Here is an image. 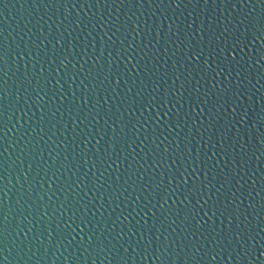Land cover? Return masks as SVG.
<instances>
[{"label":"water","instance_id":"1","mask_svg":"<svg viewBox=\"0 0 264 264\" xmlns=\"http://www.w3.org/2000/svg\"><path fill=\"white\" fill-rule=\"evenodd\" d=\"M0 264H23L0 87Z\"/></svg>","mask_w":264,"mask_h":264}]
</instances>
